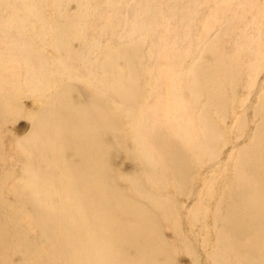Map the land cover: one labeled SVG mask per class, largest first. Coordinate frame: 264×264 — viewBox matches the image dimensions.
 <instances>
[{
    "label": "bare ground",
    "instance_id": "6f19581e",
    "mask_svg": "<svg viewBox=\"0 0 264 264\" xmlns=\"http://www.w3.org/2000/svg\"><path fill=\"white\" fill-rule=\"evenodd\" d=\"M71 1L0 0V264H179L182 251L198 264L174 195L160 191L190 197L193 166L214 161L226 143L218 124L228 92L233 96L240 84L242 113L230 131L243 134L245 101L264 66V1L238 0L230 15L234 0L215 4L189 67L183 62L193 46L195 0L183 1L181 23L163 17L159 0H75L70 13ZM121 7L132 19L119 14ZM246 12L250 29L228 51L230 21ZM109 35L120 43L101 44ZM174 35L179 39L171 44ZM170 73H181L183 82L164 118L158 95ZM21 94L38 98L41 109L8 151L1 124L19 113ZM254 119L248 142L204 176L187 211L208 264H264V85ZM127 135L136 155L126 153L128 161L114 169ZM14 166L11 203L3 178Z\"/></svg>",
    "mask_w": 264,
    "mask_h": 264
},
{
    "label": "rangeland",
    "instance_id": "374dc122",
    "mask_svg": "<svg viewBox=\"0 0 264 264\" xmlns=\"http://www.w3.org/2000/svg\"><path fill=\"white\" fill-rule=\"evenodd\" d=\"M85 0H83L84 2ZM90 2L94 3L96 0H89ZM99 3L104 2L105 0H97ZM184 0H159L156 5H158L159 10L162 8V13L163 17L167 19L168 17H171V19L177 23L182 22V14L183 11L181 10V6L183 4ZM222 0H195L194 2V9L193 12L191 13L192 18L191 21L189 22V31L190 35L192 36V43L191 45V51L189 52L188 56H186L184 60V65L185 67H189L192 63L193 57L195 53L199 51V45L200 41L196 36H198L199 31L201 29V23L206 18L207 15H209V12L211 11L212 7ZM259 2H262L264 0H258ZM238 0H234L231 2V9L230 11L227 12V14H232L234 12V9L237 8ZM77 1L73 0L69 3L68 5V10L70 13H72V10L76 8ZM168 5H175L176 9L174 11H170V7ZM245 5V4H244ZM246 6V5H245ZM103 11L105 12V9L102 8ZM196 9V10H195ZM236 10V9H235ZM194 12H197L195 14ZM46 15L49 16L50 12H44ZM119 14L121 16H125L126 18L130 16L128 19L133 16V12L128 10H125L124 7H121L119 10ZM128 15V16H127ZM177 16V17H176ZM252 14L249 12L244 13L242 16L239 18L237 17H232L231 19V26L230 28V35H229V41L227 43V50L230 51L232 49V43L233 40L237 39L239 34L243 31V29L247 28L250 29L249 27H246L249 21L251 20ZM31 16L27 18V20H31ZM132 19V18H131ZM194 22V23H192ZM181 29V28H180ZM216 26L212 27L206 34L205 39L213 36V34L216 32ZM102 42L101 44H106L107 42L111 44L112 46L118 45L120 41L117 39L116 36L114 35H109V36H102ZM179 38L174 35L170 43L174 44ZM194 40V41H193ZM175 41V42H174ZM181 41L177 42V45L180 44ZM78 45V41L74 40L72 41V47L76 48ZM46 55L53 60L55 58V52L52 48H47L46 49ZM149 63L151 62L150 60L147 61ZM165 67H169V60L164 62ZM82 66L80 63H78V67ZM180 72V71H179ZM178 73V72H177ZM176 73V74H177ZM172 75L171 73L165 78L164 83L162 85V90L160 94L158 95V101H159V108L161 113L164 115L165 118V112H167L170 108V106L173 103H177L181 97V91H180V86L183 82V78L181 77V73L179 75ZM146 75L143 76V80H147ZM18 80L17 78L14 79ZM256 83L254 84V87L251 90V93L248 95V98L245 101V120H246V125L243 130V134L241 136L235 137L233 134H231L230 127L233 123L234 116H237L242 113V110L240 109V104L242 102L243 97L246 94V90L243 88V85L240 84L238 87L235 89V93L233 94L234 100L232 101V95L230 91L228 92V108H227V113L225 119L220 122L218 125L220 126V129L224 132L225 137H226V143L224 146H221L220 151L218 153L217 158L212 161L211 163H206L205 165H196L193 166L192 169V179L189 182V192H190V197L183 195V194H175L173 192V189L168 188V189H163L160 192L164 195L167 194H173L175 197L174 205L179 213V218H180V223H181V228L182 231L189 237V241L193 245L195 249V254L197 257L198 264H208L207 263V258L205 255V252L203 249L200 247L198 241L194 238L193 234L190 231L189 223L186 220V215L187 211L190 208L192 202L194 199L197 198V195L199 194L200 190L202 189L203 186V179L204 176H206L213 167L216 165H222L227 159L230 153L232 152L233 149H238L242 147L245 143L248 142L249 137L253 135L256 122L254 119V105L257 101V97L261 93L262 87L264 85V66L263 68L259 71L257 77H256ZM144 81H142L143 85ZM15 85V83H13ZM76 85L78 88L86 90L89 89L88 85H85V83H80L76 82ZM16 86V85H15ZM76 96V94H72V97ZM18 108H19V113L15 114L11 117H7L2 121L1 124V130L4 133L3 141L2 144L4 148L8 151H11L14 149L16 141L19 138H22L24 135H26L30 129H31V117L35 116L39 110L41 109V103L38 98L32 95H26V94H21L19 96L18 100ZM169 117L171 115L169 114ZM164 118L162 120H164ZM127 131H129V127L126 126L124 127ZM123 147L124 150L122 152V155H120L117 164H115L114 169H117L120 167V164H122L123 160H127L126 158V153H132L135 154L134 150V143L132 139L130 138L129 135H127L124 139L123 142ZM136 155V154H135ZM128 161V160H127ZM125 164V161H124ZM117 166V167H116ZM129 169L131 170L135 168L134 164L128 166ZM19 175V168L14 166V168L11 169L9 174L7 176H4L3 178V184H4V190H3V197L6 199L8 202H14L15 197L13 194L10 192V186L13 184V181L16 177ZM143 183L144 185L149 188V184L147 181L144 179L143 176ZM163 232L165 234V237L167 240L171 241L173 243V233L169 228H164ZM199 257V258H198ZM177 261L179 264H191L192 259L187 256L183 251L178 253L177 256Z\"/></svg>",
    "mask_w": 264,
    "mask_h": 264
}]
</instances>
